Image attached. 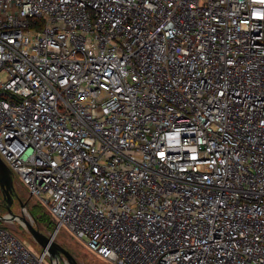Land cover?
<instances>
[{"label": "built area", "instance_id": "built-area-1", "mask_svg": "<svg viewBox=\"0 0 264 264\" xmlns=\"http://www.w3.org/2000/svg\"><path fill=\"white\" fill-rule=\"evenodd\" d=\"M0 158L53 241L264 264V0H0ZM47 257L0 224V264Z\"/></svg>", "mask_w": 264, "mask_h": 264}, {"label": "rangeland", "instance_id": "rangeland-1", "mask_svg": "<svg viewBox=\"0 0 264 264\" xmlns=\"http://www.w3.org/2000/svg\"><path fill=\"white\" fill-rule=\"evenodd\" d=\"M1 79H5V75L1 74ZM13 203L10 209L0 189V216H6L11 211L15 215H22L20 202L23 203L26 218L32 225L39 229L45 235L54 233L57 223L49 216L46 207L34 196L30 195L27 188L20 183L16 176H13ZM34 217H33V215ZM36 221H35V220ZM0 224L5 226L19 241H21L30 251L39 255L42 247L30 236L24 225L18 220H0ZM54 242L66 251L76 264H114L101 258L96 253L88 249L83 241L79 240L66 228L62 227L57 233ZM59 259L64 258L63 254L56 251ZM65 259V258H64ZM50 264V259L47 257Z\"/></svg>", "mask_w": 264, "mask_h": 264}, {"label": "water", "instance_id": "water-1", "mask_svg": "<svg viewBox=\"0 0 264 264\" xmlns=\"http://www.w3.org/2000/svg\"><path fill=\"white\" fill-rule=\"evenodd\" d=\"M0 189L7 202V207L10 209L13 203L12 192H13V176L11 170L0 158ZM21 209H24V204L20 202ZM0 220H18L20 221L30 236L42 247L47 248L51 257L56 256V251L63 254L69 264H76L71 256L64 251L58 244L51 240L47 235L42 233L39 229L35 228L32 223L26 218L24 214L15 215L11 211L6 216H0Z\"/></svg>", "mask_w": 264, "mask_h": 264}, {"label": "trees", "instance_id": "trees-1", "mask_svg": "<svg viewBox=\"0 0 264 264\" xmlns=\"http://www.w3.org/2000/svg\"><path fill=\"white\" fill-rule=\"evenodd\" d=\"M32 214V213H31ZM33 215V214H32ZM33 217H34V215H33ZM35 218V217H34ZM35 220V219H34ZM36 221V220H35Z\"/></svg>", "mask_w": 264, "mask_h": 264}]
</instances>
